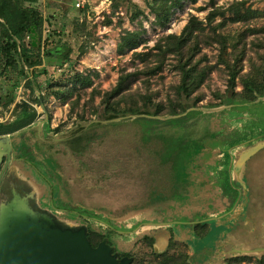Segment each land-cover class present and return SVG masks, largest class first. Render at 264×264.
Masks as SVG:
<instances>
[{
    "label": "rangeland",
    "instance_id": "rangeland-1",
    "mask_svg": "<svg viewBox=\"0 0 264 264\" xmlns=\"http://www.w3.org/2000/svg\"><path fill=\"white\" fill-rule=\"evenodd\" d=\"M61 1L64 0H39L37 5L50 18L45 23L43 37L50 32L63 31L60 38L72 47L71 60L59 65L49 64L44 58L48 73L37 78L40 88L35 89V95L46 96V103H32L39 116L31 126L5 135L11 141L14 157L20 158L13 160V169L36 183L33 187L32 182L26 181L28 191L36 192V198L39 195L37 203L65 225L86 226L89 222L86 219H89L98 229L99 224H111L119 232L128 234L129 241L135 242L134 245L128 242L135 257L134 264L138 261L144 264H184L188 261L226 264L224 256L239 259L234 264H258L264 252H241L264 246V147L247 158L241 170L237 169V163L244 151L264 140V96L252 102L231 100L226 91L228 74L223 65L216 64L217 44L202 45L207 62L216 65L199 90L202 99L197 108L203 113H192L195 108L190 107L185 113L171 117L185 116L178 124L188 127L189 138H210L197 141L196 156H185L174 173L169 171L168 154L158 152L165 150L167 143L157 135L145 140V127L133 114L105 119L100 104L102 94L116 85L122 69L131 72L144 68V63L134 57L135 51L152 49L156 52V42L164 35L180 34L193 15L206 26L207 15L212 10L209 0L187 1L173 12L163 27L155 23V15L145 0H134L144 10V15L134 21L123 6L113 12L111 0H85L80 7L76 0L72 6ZM233 1L215 0V4L226 8ZM22 2L29 4L26 0ZM247 2L253 8H264V0ZM222 18L217 16L212 24ZM109 20L112 22L108 23ZM123 29L144 30V40L137 48L121 54L117 44ZM36 37L39 42L38 33ZM251 39L249 37L248 46ZM82 45L88 51L77 59ZM248 53L254 55L253 51ZM245 63L244 71H247ZM76 73L89 75L93 84L79 89L69 98L48 94L50 83L61 84L56 88L63 84L71 87L73 80L70 79ZM146 75L141 73L133 77L132 91L150 93L154 102L168 107L170 99L176 98L175 87L180 80L174 57L169 56L162 69L152 76ZM144 78H149V85L143 82ZM4 82L0 80L1 84ZM94 86L101 94L92 96ZM241 89L238 83L237 90ZM16 95V101L20 102L32 93L22 82ZM78 96L79 104L73 112V101ZM138 100L142 103L140 97ZM12 107L14 104L10 109L0 107L4 120L9 118ZM82 113L83 119L79 115ZM47 122L51 129L59 127V130H47ZM178 128L167 124L164 129L176 135ZM77 131L89 141L82 154L74 153L69 143ZM238 136L244 142L232 148V176L237 181L243 176L247 179V207L239 203L231 207L215 177V168L220 167L222 158L221 148L227 142L224 140ZM153 189L156 192L150 198L148 194ZM205 220L210 221V230L205 236H197L193 225ZM154 221L172 223L159 230L143 224ZM149 231L159 232L162 241L154 242L153 246L149 244L145 238ZM165 251L163 259L157 257Z\"/></svg>",
    "mask_w": 264,
    "mask_h": 264
},
{
    "label": "trees",
    "instance_id": "trees-1",
    "mask_svg": "<svg viewBox=\"0 0 264 264\" xmlns=\"http://www.w3.org/2000/svg\"><path fill=\"white\" fill-rule=\"evenodd\" d=\"M22 1L25 0H0V80L5 81L0 83V107L10 109L9 107L14 104L9 118L5 120L0 110V136L23 130L37 120L39 113L32 103H46V96L37 97L35 95V89L40 88L37 78L41 74L48 73L44 66V58L49 64L63 65L71 60L72 54V47L60 38L63 31L60 33L50 32L46 37H43L45 23L49 22L50 18H47L38 7L39 0H26L29 2L28 5ZM111 1L113 12L123 6L126 13L130 14L132 21L138 16L144 15V10L134 0ZM187 1L195 2L196 0H145L150 12L155 15V23L162 27L170 21L173 12L177 8H182ZM209 4L212 6V10L207 15L208 24L206 26L197 16L193 15L180 34L171 33L162 36L154 46L156 52H153L152 49L145 52L135 51L134 57L144 63V68L131 72L122 69L116 85L102 94L100 102L103 106L105 119L111 120L119 116L133 114L136 116L134 119L140 120L145 127V140H151L154 135H157L168 144L165 150L158 152L168 154L167 162L171 166L170 173H174V169L180 165L185 156H196L194 150L197 141L210 138L208 136L199 139L189 138L186 134L188 127L178 124L185 116L171 118L174 115L185 113L190 107L195 108L191 111L192 113H203L197 108L202 99L199 90L216 66L207 62V54L202 53L203 44L207 46L217 44L216 64L223 65L228 74L226 91L230 93L232 101L252 102L259 96H264V8H253L251 5H247V0H234L226 8L216 6L215 0H209ZM88 8L86 6L85 10ZM217 16H222V20L212 24ZM111 22V20L108 21V23ZM32 29H35L39 35V42L36 45L32 43ZM207 30L208 32H206ZM143 32L144 30L140 29H123L117 44V51L122 54L128 49L137 48L144 40ZM56 35H58L57 38H55ZM249 37H252L250 46H248ZM249 50L253 51L254 55L251 56L248 53ZM87 51L88 49L82 45L77 59H80ZM169 56L174 57L175 69L179 73L180 80L175 87L176 98L170 99L169 106L166 107L162 103L154 102L150 93H134L131 88V80L141 73L152 76L162 69ZM153 61L156 63L151 65ZM245 61L248 66L247 71H244ZM204 62L206 64L201 65ZM70 80H73L71 87L63 84L61 88H56L61 84L50 83L48 94L69 98L79 89L87 88L93 84L90 76L82 73H76ZM22 82L30 89L32 96L29 95L28 98L17 102L16 90ZM143 82L149 85V78H144ZM238 83L242 85L241 90H237ZM91 94L92 96L101 94V91L94 86ZM79 97L73 101L71 110L73 112L76 110V105L79 104ZM139 97L142 103L138 102ZM190 101L192 102L190 103ZM151 108H154L153 112ZM97 111L98 109H95V112ZM79 115L80 118H84V113ZM164 116L170 118L163 119ZM167 124L179 127L176 135H170L168 131H165L164 128ZM46 127L47 130H59V127L51 129L50 122H47ZM241 134L243 133L239 135ZM241 137L224 140L227 142L221 148L220 167L215 168L216 182L219 184L223 196L230 201L231 207L238 203L247 207L249 200V186L246 177L243 176L240 181H237L232 176V148L244 142ZM69 143L74 153L82 154L89 141L77 131L70 138ZM155 192L156 190H151L148 197L153 198ZM175 198L180 197L176 196ZM92 212L96 214L94 211ZM86 220L89 221L86 225L87 235L93 246H97L105 238L111 242H115L114 240L119 238L129 239L128 234L119 232L111 224H99L100 229H98L91 220ZM193 228L197 236H205L210 230V221L196 222ZM145 238L153 246L155 239L150 235H146ZM165 254L166 251L158 253L157 257L163 259ZM234 261H239V259L228 258V264H234ZM137 263L144 264L143 261ZM184 264L196 263L188 261ZM258 264H264V258H260Z\"/></svg>",
    "mask_w": 264,
    "mask_h": 264
},
{
    "label": "water",
    "instance_id": "water-1",
    "mask_svg": "<svg viewBox=\"0 0 264 264\" xmlns=\"http://www.w3.org/2000/svg\"><path fill=\"white\" fill-rule=\"evenodd\" d=\"M36 36L32 29L33 45L38 42ZM263 147L264 140L244 151L238 159L237 169L241 170L245 160ZM11 150L9 137H0V165L7 156V166ZM11 193L12 200L1 209L0 264H131L133 261L132 257L118 258L107 238L93 246L87 226L72 227L45 216L32 202L29 191L23 197L14 189ZM249 251L264 252V246L241 253Z\"/></svg>",
    "mask_w": 264,
    "mask_h": 264
},
{
    "label": "flooded vegetation",
    "instance_id": "flooded-vegetation-1",
    "mask_svg": "<svg viewBox=\"0 0 264 264\" xmlns=\"http://www.w3.org/2000/svg\"><path fill=\"white\" fill-rule=\"evenodd\" d=\"M17 159H20V158L14 157V149L12 147L9 163L6 166L8 157L4 156L3 161L0 165V216H1V209L7 206V202L11 201L13 198V195L11 193L13 189L16 190V192L21 197H23L28 190L26 187L27 186L26 181H28L29 176L24 178L22 177V175H20L19 171H16L13 169V165H12L13 160H17ZM5 166L6 168L3 170ZM36 207L42 210L45 216H48L51 220L59 221L54 215H52L51 212H49L46 209H43V207L40 204H36ZM114 241L115 242H111L109 239H107L108 244L113 247V253H116L118 255V258H122L126 256L132 257L133 261L131 262V264L134 263L135 257L131 253L129 243L134 245L135 242L132 243L129 241V239H124V238L115 239ZM126 245L127 247L125 248L124 246ZM224 257H225L224 259L226 260V264H228V257L227 258L226 256Z\"/></svg>",
    "mask_w": 264,
    "mask_h": 264
},
{
    "label": "crops",
    "instance_id": "crops-1",
    "mask_svg": "<svg viewBox=\"0 0 264 264\" xmlns=\"http://www.w3.org/2000/svg\"><path fill=\"white\" fill-rule=\"evenodd\" d=\"M76 1H79V0H76ZM61 3L62 4H66L67 6H72V5H75V4H73V0H64V1H61ZM29 182H32V186L33 187H35V185L34 184H36L35 183V181H32L31 179H30V177H29ZM34 183V184H33ZM28 191V190H27ZM32 193V192H31ZM32 196H31V199H32V202L33 203H35V204H38L37 203V201H38V197H39V195H38V197L36 198V196H37V194H36V192L35 193H32L31 194ZM171 223L172 222H161V221H154V222H144L143 224H146V225H149L151 228H152V230H153V228H156L155 230H159L160 228H167V227H170L171 226ZM140 225V224H139ZM132 231H135V230H132ZM131 232V231H130ZM150 233H144L145 234V236L146 235H150V236H152L154 239H155V242L156 243H158V241H160L161 240V234L158 232H156V231H153V233H151V231H149ZM126 234V233H125ZM160 234V235H159ZM129 237V236H128Z\"/></svg>",
    "mask_w": 264,
    "mask_h": 264
},
{
    "label": "built area",
    "instance_id": "built-area-1",
    "mask_svg": "<svg viewBox=\"0 0 264 264\" xmlns=\"http://www.w3.org/2000/svg\"><path fill=\"white\" fill-rule=\"evenodd\" d=\"M84 2H85V0H79V1L76 3V5H77L78 7H80L81 4L84 3Z\"/></svg>",
    "mask_w": 264,
    "mask_h": 264
}]
</instances>
